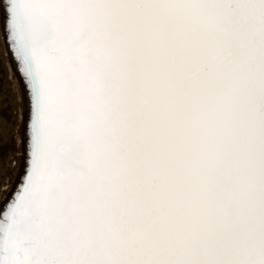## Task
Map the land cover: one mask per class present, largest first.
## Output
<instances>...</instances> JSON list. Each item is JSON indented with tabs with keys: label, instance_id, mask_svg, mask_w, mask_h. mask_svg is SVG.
Listing matches in <instances>:
<instances>
[{
	"label": "snow or ice",
	"instance_id": "6c2138e0",
	"mask_svg": "<svg viewBox=\"0 0 264 264\" xmlns=\"http://www.w3.org/2000/svg\"><path fill=\"white\" fill-rule=\"evenodd\" d=\"M5 29L0 264H264V0H6Z\"/></svg>",
	"mask_w": 264,
	"mask_h": 264
},
{
	"label": "rangeland",
	"instance_id": "374dc122",
	"mask_svg": "<svg viewBox=\"0 0 264 264\" xmlns=\"http://www.w3.org/2000/svg\"><path fill=\"white\" fill-rule=\"evenodd\" d=\"M0 0V206L19 185L25 162L21 129L27 120V98L6 44Z\"/></svg>",
	"mask_w": 264,
	"mask_h": 264
},
{
	"label": "bare ground",
	"instance_id": "6f19581e",
	"mask_svg": "<svg viewBox=\"0 0 264 264\" xmlns=\"http://www.w3.org/2000/svg\"><path fill=\"white\" fill-rule=\"evenodd\" d=\"M5 3H6V0H4V2H3V6H4V12H5ZM3 8V7H2ZM5 14V13H4ZM5 16V15H4ZM5 22V21H4ZM6 44H7V46H8V48H9V51H10V55H11V59L14 61L13 63H14V65H15V67H16V69H17V71H18V69H19V63H18V61L15 59V56H14V53L11 51V42L10 41H7L6 42ZM18 74H19V76L21 77V75H20V73H19V71H18ZM25 88V87H24ZM25 93H26V89H25ZM26 98H27V119H28V117L30 116V111H29V101H28V97L26 96ZM25 159H26V157H25ZM25 165V164H24ZM20 183V182H19ZM16 190V189H15Z\"/></svg>",
	"mask_w": 264,
	"mask_h": 264
},
{
	"label": "water",
	"instance_id": "95a60500",
	"mask_svg": "<svg viewBox=\"0 0 264 264\" xmlns=\"http://www.w3.org/2000/svg\"><path fill=\"white\" fill-rule=\"evenodd\" d=\"M3 2H4V0L2 1V4H3ZM2 7H3V8H2V9H3V21H2V22H3V25H4V32H5V36H6V29H5V22H4V21H5V16H4V15H5V14H4L5 12H4V6H3V5H2ZM6 42H7V41H6ZM8 49H9V48H8ZM12 59H13V58H12ZM24 167H25V165H24ZM23 171H24V169H23ZM22 174H23V172H22ZM21 177H22V176H21ZM20 180H21V179H20ZM20 180H19V181H20ZM17 188H18V186H17ZM17 188H16V189H17ZM13 194H14V193H13ZM13 194H12V195H13Z\"/></svg>",
	"mask_w": 264,
	"mask_h": 264
}]
</instances>
